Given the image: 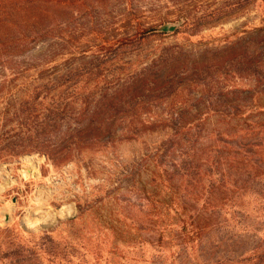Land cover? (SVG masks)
<instances>
[{
	"label": "rangeland",
	"instance_id": "obj_1",
	"mask_svg": "<svg viewBox=\"0 0 264 264\" xmlns=\"http://www.w3.org/2000/svg\"><path fill=\"white\" fill-rule=\"evenodd\" d=\"M68 1L76 12L63 16L70 32L19 50L28 67L61 70L102 62L125 86L134 74L160 65L163 52L181 48L182 73L214 66L215 78L195 91L189 80L176 98L142 110L145 119L182 115V125L156 128L67 165L39 155L1 164L0 232L8 231L1 238L18 236L40 254L41 264H252L264 254V79L255 84L218 70L242 59L243 48L259 45L253 33L264 27V2L190 38L163 30L176 22L177 9L162 0ZM137 31V38L147 37L109 56L100 51ZM240 39L230 53L226 47ZM214 86L221 92L197 103ZM175 101L179 109L171 110ZM46 252L59 256L48 262Z\"/></svg>",
	"mask_w": 264,
	"mask_h": 264
},
{
	"label": "trees",
	"instance_id": "obj_2",
	"mask_svg": "<svg viewBox=\"0 0 264 264\" xmlns=\"http://www.w3.org/2000/svg\"><path fill=\"white\" fill-rule=\"evenodd\" d=\"M136 1L147 5L159 0ZM162 1L177 9L173 12L176 22H168L166 26L182 24L172 36L182 33L190 38L239 18L242 12L251 13L254 4L264 2L234 0L228 5L212 3L200 7L193 3L194 0ZM74 13L68 0H0V165L32 155L45 157L54 165H67L86 155L103 153L119 144L140 139L156 128L182 125V115L145 119L142 110H154L167 98H176L189 80L196 84L191 87V91L193 88L195 91L205 88L203 84L215 78L211 74L214 66H207L206 70L194 67L182 73L181 65L186 56L181 48L163 52L157 60L161 61L160 65L134 74L125 86H120L117 73L103 70L102 62L90 68L80 65L61 70L46 68L45 64L28 67V57L19 50L48 42L51 37L62 39L72 28L71 22L63 16ZM253 34L259 36V45L249 52L242 47L243 60L223 64L219 75L232 72L251 78L255 84L261 83L264 79L261 78L264 27ZM138 35L139 31L132 38L121 40L117 47L104 46L100 51H106L105 56H109L147 37L145 34L137 38ZM241 42L242 39L226 49L230 53L237 51L236 46ZM43 59L46 58L36 61ZM221 90L215 86L207 92L202 90L197 103L208 93L218 95ZM231 95L236 97V92ZM175 103L169 104L171 110L177 108ZM6 232H0V264H41L40 254L38 256L34 249L22 243L18 236L2 239L1 234ZM46 253L48 262L59 256ZM254 257L252 264H264V254Z\"/></svg>",
	"mask_w": 264,
	"mask_h": 264
},
{
	"label": "water",
	"instance_id": "obj_3",
	"mask_svg": "<svg viewBox=\"0 0 264 264\" xmlns=\"http://www.w3.org/2000/svg\"><path fill=\"white\" fill-rule=\"evenodd\" d=\"M182 24L179 23V24H169L167 25L165 28H163V30L166 32V33H174Z\"/></svg>",
	"mask_w": 264,
	"mask_h": 264
}]
</instances>
